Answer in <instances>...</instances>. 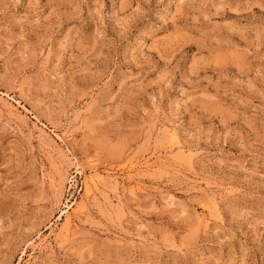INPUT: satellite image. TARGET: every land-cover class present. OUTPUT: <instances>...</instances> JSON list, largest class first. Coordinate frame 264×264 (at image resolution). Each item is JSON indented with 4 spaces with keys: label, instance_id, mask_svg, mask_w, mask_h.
I'll return each instance as SVG.
<instances>
[{
    "label": "rangeland",
    "instance_id": "rangeland-1",
    "mask_svg": "<svg viewBox=\"0 0 264 264\" xmlns=\"http://www.w3.org/2000/svg\"><path fill=\"white\" fill-rule=\"evenodd\" d=\"M0 264H264V0H0Z\"/></svg>",
    "mask_w": 264,
    "mask_h": 264
},
{
    "label": "bare ground",
    "instance_id": "bare-ground-1",
    "mask_svg": "<svg viewBox=\"0 0 264 264\" xmlns=\"http://www.w3.org/2000/svg\"><path fill=\"white\" fill-rule=\"evenodd\" d=\"M90 181H91V180H90ZM68 218H70L69 215H68ZM67 222H68V220H67ZM68 223H69V222H68ZM67 231H68V229H67Z\"/></svg>",
    "mask_w": 264,
    "mask_h": 264
}]
</instances>
